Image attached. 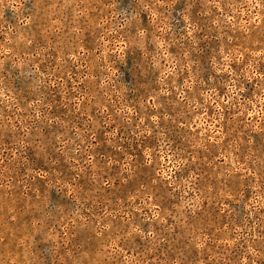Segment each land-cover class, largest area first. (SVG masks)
Listing matches in <instances>:
<instances>
[{
	"label": "rangeland",
	"instance_id": "374dc122",
	"mask_svg": "<svg viewBox=\"0 0 264 264\" xmlns=\"http://www.w3.org/2000/svg\"><path fill=\"white\" fill-rule=\"evenodd\" d=\"M104 7L0 0V231L30 264H264V31L117 0L145 37L101 40Z\"/></svg>",
	"mask_w": 264,
	"mask_h": 264
},
{
	"label": "clouds",
	"instance_id": "9594fccd",
	"mask_svg": "<svg viewBox=\"0 0 264 264\" xmlns=\"http://www.w3.org/2000/svg\"><path fill=\"white\" fill-rule=\"evenodd\" d=\"M101 0H97V3H100ZM104 4V11L110 13L107 20L103 23H100L99 27L102 29L100 34L101 40L109 36V33H116L120 28L125 26H131L133 22H136V35L141 40L145 37V31L142 30L141 26L137 21V12L129 13L125 15L122 10L117 9V0H102ZM212 7H215L219 10V15L216 20H213L218 28L232 25L233 29L239 27L241 29H247V25H252L253 28L256 25H260L262 31H264V0H231L225 4V0H209ZM142 10L150 9L153 11V15L159 16V13L155 11L156 8L162 6L163 0H140ZM120 18V19H118ZM246 18L247 24L242 23L241 21ZM104 23H109L107 29L104 28ZM250 30V29H247ZM229 59L228 56L224 57L225 62ZM224 70H228L226 67ZM109 79L108 77L105 78ZM232 85L229 88L231 96L228 99L235 97L237 92H243V86L237 87L238 81L232 80L229 81ZM0 95H4L6 100H10V97L6 94V90L0 89ZM258 102L264 106V96L258 98ZM227 103V101H225ZM251 103V102H249ZM199 107V106H197ZM264 115V114H262ZM76 215H79L77 212ZM14 217H10L13 219ZM101 219H104L101 217ZM111 225L109 223H104L101 226V231L103 229H109ZM137 228H132L129 232L128 237H118V239H128L132 234L137 233ZM99 234V232H98ZM31 235L29 233L25 236L24 242V254L20 253V243L15 232L0 231V264H30L27 259V254L29 252ZM115 241L113 242L112 248L113 253H115ZM102 255L107 256L108 253L105 251ZM82 264H88V261L82 262ZM97 264H103V261H97Z\"/></svg>",
	"mask_w": 264,
	"mask_h": 264
}]
</instances>
